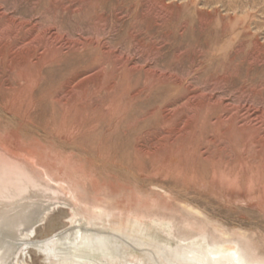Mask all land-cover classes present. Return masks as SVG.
I'll return each instance as SVG.
<instances>
[{
  "label": "rangeland",
  "instance_id": "rangeland-1",
  "mask_svg": "<svg viewBox=\"0 0 264 264\" xmlns=\"http://www.w3.org/2000/svg\"><path fill=\"white\" fill-rule=\"evenodd\" d=\"M1 155L163 244L264 264V0H0ZM53 202L14 264H59L33 247L71 226Z\"/></svg>",
  "mask_w": 264,
  "mask_h": 264
},
{
  "label": "bare ground",
  "instance_id": "bare-ground-1",
  "mask_svg": "<svg viewBox=\"0 0 264 264\" xmlns=\"http://www.w3.org/2000/svg\"><path fill=\"white\" fill-rule=\"evenodd\" d=\"M40 170L28 173L0 156V264H14V255L21 245L31 243V232L46 218L53 201L72 211L71 226L33 247H51L59 264H103L99 258L110 261L123 255L138 257L145 264H261L249 261L242 250L232 245L213 244L201 248L192 241L189 245L177 241L174 247L163 244L147 236L148 233L143 234L145 229L142 227L141 231L140 228L144 221L140 224L130 217L123 222L108 209L82 206L74 194L65 192L61 186L51 185L54 181L48 177V172ZM158 226L165 231L163 222ZM130 250L135 254H129Z\"/></svg>",
  "mask_w": 264,
  "mask_h": 264
}]
</instances>
